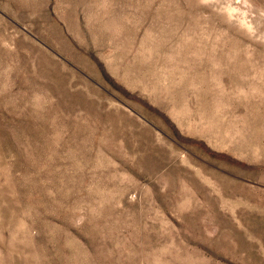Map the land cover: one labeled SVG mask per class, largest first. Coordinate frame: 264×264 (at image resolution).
I'll use <instances>...</instances> for the list:
<instances>
[{"label":"rangeland","instance_id":"374dc122","mask_svg":"<svg viewBox=\"0 0 264 264\" xmlns=\"http://www.w3.org/2000/svg\"><path fill=\"white\" fill-rule=\"evenodd\" d=\"M0 264H264V0H0Z\"/></svg>","mask_w":264,"mask_h":264}]
</instances>
